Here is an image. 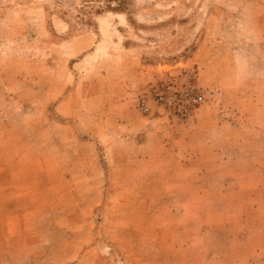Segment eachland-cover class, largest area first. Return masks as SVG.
I'll return each mask as SVG.
<instances>
[{
    "label": "crops",
    "instance_id": "crops-1",
    "mask_svg": "<svg viewBox=\"0 0 264 264\" xmlns=\"http://www.w3.org/2000/svg\"><path fill=\"white\" fill-rule=\"evenodd\" d=\"M250 12L259 28L253 34L264 37V0H251ZM101 45L100 40L95 47ZM114 51L110 57L122 67L124 78L112 79L111 94L106 93L108 71L89 82L73 72L66 84L62 73L55 85L44 77L50 83L41 93L13 98L17 106H40L44 116L41 127L34 123L0 126V264H158L160 257L185 264L189 244L199 242L198 237L207 248L198 253L199 258L220 259L211 256V241L203 242L216 233L213 227L218 225L213 222L219 217L201 213L198 206L210 204L212 197L247 194L240 189L237 173L229 178L235 187L226 188L220 181L215 183V171L206 166L224 162L214 152L211 138H221L226 129L213 120L201 123L200 110L178 125L156 116L154 110L142 114L136 106L145 82L143 72L140 81L129 52ZM247 54L238 66L264 69V46L251 45L249 58ZM208 74L206 88L221 91L220 84L210 80L215 72ZM255 92L238 84L232 91L227 89L228 95L221 93L241 101L238 112L245 117L264 113V106L259 110L261 106L251 102L264 100V94ZM29 109L33 114L35 108ZM246 122L239 127L253 132L249 142L253 146L264 127L248 118ZM199 130L207 135L203 144L195 140ZM86 180L92 182L90 188ZM250 193L257 195L258 190ZM84 195L107 197L101 222L94 214L101 202L84 203ZM132 196L144 197V201L134 200V217L127 213V197ZM233 205L240 209L237 200ZM168 219L175 221L174 228L164 231L162 220ZM147 244L152 246L147 249Z\"/></svg>",
    "mask_w": 264,
    "mask_h": 264
},
{
    "label": "rangeland",
    "instance_id": "rangeland-1",
    "mask_svg": "<svg viewBox=\"0 0 264 264\" xmlns=\"http://www.w3.org/2000/svg\"><path fill=\"white\" fill-rule=\"evenodd\" d=\"M250 7L251 0H0V126L43 125L40 106H17L13 98L41 93L50 83L49 78L41 79L44 77H50L55 85L62 73L66 84L75 72L83 82H89L108 71L106 93L111 94L112 79L120 81L124 75L110 52L113 48L115 54L129 52L135 76L141 81L139 73L143 72L145 81L136 109L140 111L139 105L145 100L148 115L154 110L156 116L176 125L188 122L200 110L201 123L213 120L224 126V136L211 138L214 152H219L224 162L206 166L215 171V183L220 181L226 188L235 187L229 178L237 173L240 189L247 193L212 197L210 204L200 203L198 211L219 217L213 222L218 225L213 227L216 233L205 236L203 242L210 240L211 256L220 259L199 258L198 253L207 248L198 237L199 242L195 239L189 244L190 258L185 264H264V133L251 146L253 132L239 127L247 124V118L264 127V113L248 115L250 109H244L246 116L242 117L238 112L242 102L222 94L228 95L227 89L232 91L238 84L256 90L260 97L264 94V69L238 66V60L250 53L251 45L264 46V37L253 34L259 28ZM100 40L102 45L97 49ZM209 70L215 72L210 80L220 84L221 91L206 88ZM157 93L175 99L171 105H160ZM197 97L203 101L195 105L192 99ZM247 102V106L253 102L263 110L261 98ZM29 108H35L33 114L28 113L33 111ZM199 131L195 140L202 142L206 133ZM199 149L206 150L203 146ZM84 184L92 186L89 180ZM251 190H258V194L252 195ZM82 198L84 203L101 202L94 213L101 222L106 216L103 207L107 197ZM135 199L144 201V197H127V213L132 217ZM235 200L239 210L234 208ZM162 222L164 231L174 228L175 221ZM195 233L199 236L198 230ZM150 246L147 244V249ZM225 247L230 250L220 252ZM158 259V264H183L181 260Z\"/></svg>",
    "mask_w": 264,
    "mask_h": 264
},
{
    "label": "built area",
    "instance_id": "built-area-1",
    "mask_svg": "<svg viewBox=\"0 0 264 264\" xmlns=\"http://www.w3.org/2000/svg\"><path fill=\"white\" fill-rule=\"evenodd\" d=\"M155 96L157 103L164 106L171 105L173 103L172 100L175 99L173 95L166 97L162 93H157ZM185 99L189 100L188 95H185ZM202 101H203L202 97H197L192 99V102L195 105L201 104ZM139 107H140V111L142 110L143 112H148V108L145 100L141 101Z\"/></svg>",
    "mask_w": 264,
    "mask_h": 264
},
{
    "label": "bare ground",
    "instance_id": "bare-ground-1",
    "mask_svg": "<svg viewBox=\"0 0 264 264\" xmlns=\"http://www.w3.org/2000/svg\"><path fill=\"white\" fill-rule=\"evenodd\" d=\"M142 114H144V115H148V113H149V109H148V112H143L142 110L140 111Z\"/></svg>",
    "mask_w": 264,
    "mask_h": 264
}]
</instances>
